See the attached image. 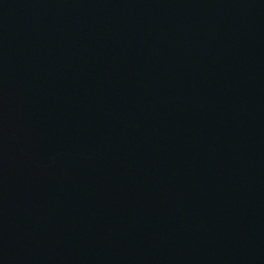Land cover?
<instances>
[{"label": "water", "instance_id": "obj_1", "mask_svg": "<svg viewBox=\"0 0 264 264\" xmlns=\"http://www.w3.org/2000/svg\"><path fill=\"white\" fill-rule=\"evenodd\" d=\"M0 264H264V0H0Z\"/></svg>", "mask_w": 264, "mask_h": 264}]
</instances>
